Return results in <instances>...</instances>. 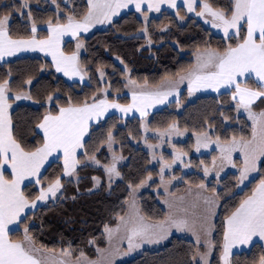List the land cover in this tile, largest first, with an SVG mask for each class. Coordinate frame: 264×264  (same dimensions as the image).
Listing matches in <instances>:
<instances>
[{
    "label": "snow or ice",
    "instance_id": "1",
    "mask_svg": "<svg viewBox=\"0 0 264 264\" xmlns=\"http://www.w3.org/2000/svg\"><path fill=\"white\" fill-rule=\"evenodd\" d=\"M51 2L56 12L45 21L34 15L30 0H21L18 4L13 0L11 5H4L6 10L0 12V62L21 53H42L51 58V64L42 65L41 71L51 67L69 80L78 78L83 83L87 77L91 82L92 69L80 59L84 47L81 33H88L97 25H113V18L126 9H134L142 18L139 32L149 48L153 44L150 15H167L162 12L165 8L173 10L174 19L181 24L188 19L195 23L198 18L210 25L223 34L222 43L216 48L197 47L192 53V64L166 73L154 84L147 79L143 82L132 79L125 65L122 87L130 96V99L126 97V103L120 102L119 95L112 96V85L105 79L107 74L102 65L95 68L97 87L91 96L73 99L69 95L63 102L55 93L47 94L43 100L34 98L30 77L24 81L28 88L14 87L16 82L11 70L0 77V264H116L118 258L146 244L166 241L174 233L192 237L188 264H213L216 253V264H234V249L251 247L257 238L264 241V0H224L223 3L216 0H182L181 3L178 0H86L85 10L79 13L61 9L57 0ZM14 15L27 21L23 33L13 31ZM41 22L46 30L38 27ZM169 27L161 26L159 30L167 32ZM66 36L76 41L74 51L64 49ZM185 85L188 98L209 90L218 97L230 94L231 106L226 110L223 106L217 109L222 124L227 125L230 120L240 124L241 113L251 122L249 134L243 129L239 134L234 131L231 136L218 134L215 122L210 120L204 121L206 127L192 130V150L215 152L210 161L200 160L196 165L203 176L194 185L173 172L178 163L186 169L193 167L191 160L185 159L189 150L173 142V137H183L189 129H181L175 120L167 127L151 129L146 119L150 109L169 104L173 97L179 109ZM115 91L119 93L120 89ZM20 101H31L43 109L42 114L28 120L25 127H21L13 115V105ZM113 110L121 114V121L130 114H139L138 134L149 150L148 162L158 165V181L148 169L139 175L123 174L120 165L125 157L115 147L117 138L112 127L100 140L90 143L94 132L103 127L102 121ZM226 111L236 115H226ZM29 134L34 137L32 141L27 139ZM150 139L157 143H150ZM164 145L171 149V159L165 158L163 152L157 154V149ZM104 147L108 157L101 161L97 153ZM237 153L238 159L234 158ZM52 157L61 161L62 167L59 174L44 176L42 169ZM88 167H95L107 178L109 193L116 181H126L127 198L112 221L104 225L101 237L107 246L95 247V260L83 250L77 253L71 245L58 252L55 248L38 245L29 216V210L35 215L34 210L49 202L75 201L78 196L67 195L64 178H69L67 183L75 178L78 193V173ZM227 167L239 173L237 188L253 173L259 174L258 182L231 206L222 205L223 193L205 183L214 173L219 184L220 173ZM91 179L94 188L103 186L99 177ZM178 180L188 184L186 195L177 196L172 191L173 182ZM153 184L157 198L167 209L159 218L145 214L138 203L140 190ZM221 207L224 214L217 225V212ZM125 243L126 249L123 248ZM88 244L95 246L97 241L93 239ZM250 264H264V249Z\"/></svg>",
    "mask_w": 264,
    "mask_h": 264
},
{
    "label": "trees",
    "instance_id": "2",
    "mask_svg": "<svg viewBox=\"0 0 264 264\" xmlns=\"http://www.w3.org/2000/svg\"><path fill=\"white\" fill-rule=\"evenodd\" d=\"M21 0H15L20 3ZM217 3H223L224 0H216ZM13 0H0V12L5 11L4 5H11ZM31 8L34 15L41 21H45L53 17L56 12V6L51 0H30ZM61 9L65 11L82 12L85 10L86 0H57ZM167 15L162 13L150 17V30L152 34L153 44L148 47L146 40L139 36V29L142 20L135 11H128L119 16L113 25H109L105 29L95 30L87 36L80 39L84 43L83 50L80 54L82 64L92 69L90 75L93 77L91 82L87 78L86 83L69 82L59 74L55 73L51 67L41 71L42 65H50L51 63L39 56H21L6 62L0 63V77L4 76L9 70L12 72V78L16 82L14 87L28 88L24 81L29 77L32 79L30 86L31 94L38 100L49 93H55L63 102L69 95L73 99H83L85 96H91L97 87L96 66H104L107 74L105 79L112 85L110 91L112 96H120V102L126 103L129 98L124 93L122 87L124 83V68L127 65L128 74L132 79L143 82L145 79L150 84L157 83L166 73L177 71L181 67H187L194 62L193 51L197 48H203L209 45L216 48L222 43V36L213 33L209 28L196 20H185L182 24L175 20V13L163 9ZM184 13L181 12V15ZM26 20L20 19L14 15L12 20L13 31L23 33L25 31ZM169 25L167 32H161V26ZM45 24L41 22L38 27L44 28ZM43 34V33H42ZM63 47L66 51H74V41H64ZM119 58V59H117ZM124 61V64L120 63ZM119 88L117 93L115 89ZM227 93L228 91H222ZM181 107L178 109L175 100L169 104L152 112L148 118L151 129L167 127L173 120L177 121L183 129L187 127L191 134L193 129H199L205 120L214 121V128L218 134L231 136L235 131L239 134L243 129L245 134L250 133V125L244 116L240 115V124L229 121L227 125L222 124V117L219 116L217 109L223 106L226 110L231 106L230 94L218 97V94H201L194 100L189 101L186 89L182 90ZM259 103V102H257ZM15 109L13 115L16 122L25 127L28 120H34L36 116L42 114L43 109L39 104L20 103L13 107ZM226 115L235 116V112H227ZM103 127L94 132L90 143L100 140L106 135L109 127L113 128L114 135L117 138L115 147L123 155L126 161L120 165L125 176L139 175L148 169L153 173V177L157 176V168L151 167L148 162L149 154L141 147V135L139 133V118H126L121 121V117L111 114L102 121ZM114 126V127H113ZM227 128V131H225ZM131 133V136L129 135ZM27 139L32 141L34 137L29 134ZM87 139V138H86ZM150 141H154L150 139ZM189 143V141H187ZM183 147V144H177ZM98 158L104 161L108 156L106 148H101L97 153ZM193 161V158H191ZM62 162L52 160L42 171V175L53 177L59 174ZM264 170V169H262ZM178 170L174 172L177 174ZM146 174V173H145ZM80 182L78 185L79 192L75 181L67 183L65 179V188L67 195H77L78 198L73 201L71 199L63 200L53 204L38 207L35 215L33 211L29 212L34 236L37 238L38 245L43 244L49 248H55L57 252L62 247L72 246L77 251L83 250L85 254L94 259L97 255L95 247H106V243L101 237L103 227L109 221H112L115 213L119 212L122 207V201L126 197V181H116L113 184L111 193L107 190L105 177L102 172L95 167L85 168L78 173ZM97 176L101 179L103 186L93 189L92 177ZM236 172H228L222 178L220 183L209 182L210 187H216L218 191L223 193L221 204L231 206L238 203L251 187L258 182L259 174L248 182V184L239 192L236 191ZM193 185L199 183L201 177L196 173H190L184 177ZM186 184L175 186L172 191L176 194L182 193ZM90 189H92L90 191ZM156 185L153 184L148 190L142 192L138 196V203L144 213L154 218H159L166 213L161 206L157 193H155ZM35 191V189H32ZM224 208L221 207L217 212L216 223L219 225ZM219 240L218 234H214ZM96 239L95 246L89 245L88 241ZM193 241L172 235L168 241L158 249H144L140 254L127 261L118 262L116 264H188L190 260V246ZM264 247L259 242H254L251 247L246 250L234 252V264H250L254 256H259ZM218 253L213 256V264H216Z\"/></svg>",
    "mask_w": 264,
    "mask_h": 264
},
{
    "label": "rangeland",
    "instance_id": "3",
    "mask_svg": "<svg viewBox=\"0 0 264 264\" xmlns=\"http://www.w3.org/2000/svg\"><path fill=\"white\" fill-rule=\"evenodd\" d=\"M162 10H163V9H162ZM169 11H171V10H169ZM126 12H127V11H126ZM173 12H174V11H173ZM123 14H125V11H122L120 15H123ZM157 14H159V13H152V14L150 15V17H152V16H156ZM120 15H119V16H120ZM119 16L114 17L113 19L116 20ZM138 16H139V14H138ZM140 18H141V17H140ZM195 19H196L197 21H199L200 23L203 24V22L200 21L198 18H195ZM141 20H142V18H141ZM203 25L206 26L207 28H209L213 33L218 34V35H220V36L223 35V34H222L221 32H219L218 30L211 28L210 25H205V24H203ZM89 32H92V31H89ZM139 36L142 37V34H141L140 32H139ZM75 45H76V41L74 40V48H75ZM82 49H83V48H82ZM82 49H81V52H82ZM74 50H75V49H74ZM81 52H80V53H81ZM193 59H194V56H193ZM76 80H79V79L76 78ZM184 89H186V85L182 88V90H184ZM125 92H126V95L129 96V94L127 93V90H126V89H125ZM201 94H217V93H213V92H211L210 90L207 91V92H198V93L195 94V96L189 98V101L194 100L197 96H199V95H201ZM129 97H130V96H129ZM172 100H175V98H174V97H173V98H170V101H172ZM161 106H164V105H158V106H156V108L161 107ZM110 113H117V115H119V116L121 117V114L118 113V112H115L114 110H113V111H110L108 114H110ZM149 116H150V114H149ZM149 116L146 118L147 121H148ZM241 116H244V117L247 119L246 114L241 113ZM132 117H137V118H139V114H138V113H136L135 115L130 114V115H129L128 117H126V118H132ZM126 118H124V119H126ZM248 123H249V125L251 124L250 121H248ZM139 130H140V129H139ZM148 135H149V137H151V136H152V132L150 131V132L148 133ZM153 140H154V141H150V140H149V142H150V143H153V144L157 143V141H156L155 139H153ZM187 141H189V143H188ZM173 142H174L175 144H183V148H185L186 150H189V156L185 158L186 160H189V159L191 160V158H193V161H191L192 164H193V167H192V168H188V169L183 168V166L180 165V164L178 163V164L174 167V169H173V172H175L176 170H178V173L175 174V175H177L178 177H179V176H183V178H184L185 176L189 175L190 173H196V174H198V175L202 178L203 174H202V172L197 171L196 165L199 163L200 160L210 161L211 156H212L213 154H215V152L212 151V150H204V149H201V151H200L199 153H196L194 150H192V149H191V145L194 143V137H193L190 133L185 134L183 137H173ZM139 143H140L141 147H142V148H143V149L149 154V150H148V148L145 146V143H144V140H143L142 136H141V140H140ZM105 148H106V147H105ZM160 152H163V155L165 156V158H167V159H171V149H170L167 145H164L162 148L157 149V154H159ZM106 153H107V151H106ZM107 156H108V153H107ZM234 158L238 159V158H239V154H238V153L235 154V157H234ZM149 159H151L150 154H149ZM50 161H51V159L49 160V162H50ZM125 161H126V159H125L124 161H122L121 164H123ZM47 164H48V163H47ZM47 164L45 165V167L47 166ZM150 166H151V167H156V168H157V171H159L158 165H157L155 162L150 163ZM45 167H44V168H45ZM43 170H44V169H42V171H43ZM228 172H236V173H237V176H238V174H239L238 171H237V169H234V168H231V167H227V168L224 169V171H222V172L220 173V178H222V177H223L226 173H228ZM256 175H257V173H253V174L249 177V179L246 180V181L244 182L243 185H241L239 188L236 187V191H237V192L241 191V190H242V189L248 184V182H249L250 180H252ZM153 178H154L155 180L158 181V176L153 177ZM66 179H69V178H66ZM71 179H72V181L75 180V178H71ZM105 181H106V186H107V178H106V177H105ZM26 182H27V181H26ZM209 182H216V180H215V174H214V173H213V175H210V176L206 179V181H205L206 184L209 183ZM236 183H237V181H236ZM26 184H28V183H26ZM179 184H185V183L183 182V180L174 181V182H173L172 189H173L175 186L179 185ZM148 188H149V187L142 188V189L140 190L139 194L142 193V192H144V191H146V190H148ZM93 189H96V188L93 187ZM187 189H188V184L185 185V189H184V191H183L182 193H179V194H176V195H177V196H183V195H186V194H187V193H186V190H187ZM154 191H155V193H157V192H156V189H155ZM193 191H195V188H193ZM159 202H160L161 206H162V207L165 209V211L167 212V209H166L165 206L161 203V200H160V199H159ZM30 211H33V210H29V212H30ZM173 235H177V236L185 237V238H188V239L192 240V237H191L190 235H188V234H184V233H174ZM167 241H168V240L163 241V242H161V243H159V244H152V245H147V244H146V245H144L142 248H140V249H138V250H135V251L131 252L130 254H128V255H126V256H123L122 258H118V259L116 260V263H118V262H122V261H127V260H129V259H132V258H134L135 256H137L138 254H140L144 249H158V248L162 247ZM192 241H193V240H192ZM254 242H259V243L264 247V241H260L258 238L255 239ZM254 242H253V243H254ZM106 246H107V245H106ZM123 248H124V249L127 248L126 243L123 245ZM248 248H249V247L237 248V249H234L233 252H235V251H240V250H246V249H248ZM95 259H97V256H96L93 260H95Z\"/></svg>",
    "mask_w": 264,
    "mask_h": 264
},
{
    "label": "crops",
    "instance_id": "4",
    "mask_svg": "<svg viewBox=\"0 0 264 264\" xmlns=\"http://www.w3.org/2000/svg\"><path fill=\"white\" fill-rule=\"evenodd\" d=\"M182 2V0H178V3H181ZM132 11H134V9H131ZM131 10H128V9H126V10H124L125 11V13H126V11L128 12V11H131ZM165 10H171V9H166L165 8ZM171 11H173V10H171ZM121 16V15H120ZM115 21V20H114ZM109 25H97L95 28H93V29H91V31L93 32V31H95V30H101V29H105V28H107ZM44 28H45V30H46V25L44 26ZM91 32H88V33H81V36L80 37H82V36H87L88 34H90ZM66 40H72V41H74L71 37H68V36H66V37H64V41H66ZM83 50V49H82ZM81 54V53H80ZM21 56H39V57H43V58H45V59H47L50 63H51V58L50 57H44L43 56V54L42 53H21L19 56H17V57H21ZM13 58H16V57H11V58H8L7 60H10V59H13ZM1 63V62H0ZM57 74H59L60 76H62L64 79H66L67 81H69V82H78V83H81L79 80H76V79H74V80H69L67 77H64L62 74H60V73H57ZM87 82V77L85 78V81L83 82V83H86ZM83 83H81V84H83ZM28 86V85H27ZM221 91H228V90H224V89H222ZM124 93L126 94V92H125V89H124ZM129 97V96H128ZM129 99H130V97H129ZM20 103H28V104H32V102L31 101H20V102H18L17 104H20ZM17 104H14L13 105V107L15 106V105H17ZM167 105V104H166ZM165 106V105H164ZM164 106H161V107H158V108H153V109H150L149 111H150V114L152 113V112H154V111H156V110H158V109H160V108H162V107H164ZM111 114H115V115H117V113H110V114H108L107 116H109V115H111ZM117 116H119V115H117ZM120 117V116H119ZM106 118V117H105ZM51 159V161L52 160H55L56 158L55 157H52V158H50ZM49 159V160H50ZM50 161V162H51ZM50 162H48V164L50 163ZM47 164V165H48ZM75 181V180H74ZM26 183H28V182H25V184ZM235 252H237V251H235Z\"/></svg>",
    "mask_w": 264,
    "mask_h": 264
}]
</instances>
